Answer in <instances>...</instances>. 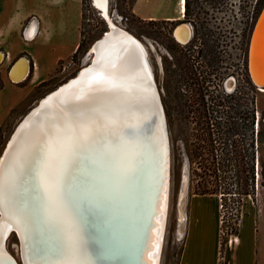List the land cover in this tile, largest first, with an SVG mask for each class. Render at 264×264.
<instances>
[{
  "label": "bare ground",
  "instance_id": "bare-ground-1",
  "mask_svg": "<svg viewBox=\"0 0 264 264\" xmlns=\"http://www.w3.org/2000/svg\"><path fill=\"white\" fill-rule=\"evenodd\" d=\"M94 3L105 13L107 0ZM109 25L90 68L23 118L2 155L0 264H19L5 248L12 234L22 264L159 263L169 153L158 91L143 45ZM263 60L264 13L249 54L258 84ZM30 63L10 80L25 81Z\"/></svg>",
  "mask_w": 264,
  "mask_h": 264
},
{
  "label": "rangeland",
  "instance_id": "rangeland-1",
  "mask_svg": "<svg viewBox=\"0 0 264 264\" xmlns=\"http://www.w3.org/2000/svg\"><path fill=\"white\" fill-rule=\"evenodd\" d=\"M179 1L161 0L158 7L164 11L174 7L181 17ZM138 2L107 0L104 13L94 0H84V7L81 0H0V53L3 54L0 61V162L23 118L48 93L67 83L90 63L92 55L89 49L108 31L111 20L143 45L162 104L169 143V179L158 264H177L193 196L186 145L190 141L189 131L195 128V123L193 127L190 122L196 120L193 115L182 111L188 84L182 77L180 58L183 53L194 51L192 61L196 66L203 64L202 71L209 73L211 83L207 88L214 96H228L236 90L255 95V115L260 118L264 114V88L253 87L255 92L252 93L247 90L245 80L248 76L249 40L264 0H188L189 14L184 8L182 19L175 21L143 19L135 11ZM148 3L149 0H141V7ZM35 17L42 22V30L38 32L36 29L34 40L29 41L25 29L37 20ZM21 18L27 19L18 28ZM180 23L189 24L191 28V38L186 44L177 42L173 36L176 25ZM80 31L88 44L72 60L80 42ZM191 43L195 45L193 50L186 51ZM205 43L219 45L218 59L212 67L214 70L208 69L209 62L205 65L204 58L198 56L197 51L205 48ZM18 57H26L31 62L29 75L20 83L13 82L8 76L11 63ZM261 155L264 162V149ZM257 177L255 200L246 197L243 202L250 206L248 212H253L256 217L260 246L264 251V177L260 166ZM184 191L186 205L182 208ZM5 248L22 264L20 241L16 234L7 239Z\"/></svg>",
  "mask_w": 264,
  "mask_h": 264
},
{
  "label": "trees",
  "instance_id": "trees-1",
  "mask_svg": "<svg viewBox=\"0 0 264 264\" xmlns=\"http://www.w3.org/2000/svg\"><path fill=\"white\" fill-rule=\"evenodd\" d=\"M81 1L84 7V0ZM184 7L188 13V0H185ZM86 44L80 31V42L72 60ZM194 46L191 43L186 51L193 50ZM218 48L215 43H205V48L197 51L199 58H204L205 65L209 62L208 69L214 70L212 67L218 59ZM192 53H183L180 58L182 77L188 84L182 111L196 119L190 122L192 125L195 123V128L189 131L190 141L186 145L191 164V190L193 195L220 198L222 252L228 236L238 232L244 199L256 198L259 166L264 177L261 155L264 149V114L256 117L255 95L249 96L248 91L236 90L228 96L211 94L207 88V84L211 83L209 73L202 71L203 64L195 65ZM246 78L247 90L254 93L255 86L248 76Z\"/></svg>",
  "mask_w": 264,
  "mask_h": 264
},
{
  "label": "crops",
  "instance_id": "crops-1",
  "mask_svg": "<svg viewBox=\"0 0 264 264\" xmlns=\"http://www.w3.org/2000/svg\"><path fill=\"white\" fill-rule=\"evenodd\" d=\"M160 1L149 0L145 7H141V0H139L135 11L145 20L175 21L182 19L174 7L168 11L161 10L158 7ZM181 3L182 0L179 1L178 6L180 14ZM25 19L27 18L19 20L18 28ZM35 19L38 22L37 31L41 32L42 22L37 17ZM30 27L31 23L27 25L25 31L27 32ZM242 208L238 232L228 236L227 243L221 252L220 198L193 195L177 264H264V251L260 246L256 217L253 212H248V209H251L250 206L244 205Z\"/></svg>",
  "mask_w": 264,
  "mask_h": 264
},
{
  "label": "water",
  "instance_id": "water-1",
  "mask_svg": "<svg viewBox=\"0 0 264 264\" xmlns=\"http://www.w3.org/2000/svg\"><path fill=\"white\" fill-rule=\"evenodd\" d=\"M263 13H264V5H263V7L261 8V11L259 12V14H258V17H257V19H256V21H255V23H254V26H253V28H252V32H251V38H250V42H249V47H248V55H247V57H248V61H247V73H248V77H249V79H250V81L252 82V84L256 87V88H264V82H261L260 84H258V83H256L255 81H254V79L252 78V76H251V71H250V65H249V54H250V49H251V43H252V39H253V36H254V33H255V31H256V28H257V26H258V23H259V21H260V19H261V17H262V15H263ZM179 28H184V29H186L188 32H189V30L191 31V28H190V26H189V24H186V23H181L180 25H177L176 27H175V29H174V31H173V36H174V34H175V32H176V30L177 29H179ZM111 32V27H110V25H108V31L107 32H105L104 34H103V36H102V38H100L99 40H97V41H95L92 45H91V47H90V49H89V53H91V60H90V63L89 64H87L86 66H84V67H82L80 70H79V72L77 73V75L75 76V77H73V78H71L67 83H65V84H63V85H61L58 89H56V90H54V91H52V92H50V93H48L40 102H39V104H41V103H44L43 101H45L46 99H48V97H50L51 95H53L54 93H56V92H58L60 89H63V88H65V87H68L69 85H70V83H73L75 80H77L78 78H80L81 77V75L86 71V70H88L89 68H90V66L92 65V63H93V59H94V57H95V51H96V49H97V46L99 45V43L103 40V39H105V37L109 34ZM175 38V37H174ZM176 39V38H175ZM176 41L177 42H179V43H181V44H186L188 41H189V37L187 38V40H186V42H181V41H179V40H177L176 39ZM26 58V57H25ZM24 57H20V58H18V60L13 64V66L10 68V70H9V74H8V76H12V72H13V70L15 69V67L20 63V62H25V60L26 61H28V59L26 58L25 59ZM264 61V60H263ZM27 63V62H26ZM28 66V65H27ZM28 76V75H27ZM25 78H26V76H25ZM24 78V79H25ZM11 79V78H10ZM155 90H156V92H157V87L155 86ZM157 97H158V103H159V105H160V108H161V114H162V119H163V126H164V130H165V136H166V144H167V148H168V153H169V143H168V135H167V128H166V122H165V117H164V112H163V108H162V104H161V101H160V97H159V94L157 93ZM39 104L36 106V107H34L26 116H25V118L24 119H26V117H28L30 114H32L33 113V111L35 110V109H37V107L39 106ZM22 120L21 122H20V124L16 127V129H15V131L13 132L14 134L17 132V130H18V127L19 126H21L24 122H25V120ZM13 134V135H14ZM12 138V137H11ZM10 141V140H9ZM169 155V154H168ZM139 255V254H138ZM6 261L7 262H9V264H16V263H13V261H12V258L11 257H9V256H7V258H6ZM98 263L99 264H104V262L102 263V262H100V261H98ZM138 264H142V262H140V261H138Z\"/></svg>",
  "mask_w": 264,
  "mask_h": 264
},
{
  "label": "flooded vegetation",
  "instance_id": "flooded-vegetation-1",
  "mask_svg": "<svg viewBox=\"0 0 264 264\" xmlns=\"http://www.w3.org/2000/svg\"><path fill=\"white\" fill-rule=\"evenodd\" d=\"M181 24V23H180ZM180 24H177V25H180ZM176 25V26H177ZM37 27H38V22H37V20H34V22L31 24V27L28 29V31H27V35H28V37H29V41H31V40H34V39H32L33 37H34V35L36 34V29H37ZM174 37L178 40V38L175 36V34H174ZM191 38V37H190ZM189 41H190V39H189ZM188 41V42H189ZM2 58H3V56L2 55H0V61L2 60ZM18 60V59H17ZM16 60V61H17ZM16 61H14V62H12L11 63V65H10V68L13 66V64L16 62ZM31 64V63H30ZM10 68H9V70H10ZM30 71H31V68H30ZM229 80H231V79H229ZM228 80V81H229ZM227 83V82H226ZM225 86H226V84H225ZM228 90V89H227Z\"/></svg>",
  "mask_w": 264,
  "mask_h": 264
},
{
  "label": "built area",
  "instance_id": "built-area-1",
  "mask_svg": "<svg viewBox=\"0 0 264 264\" xmlns=\"http://www.w3.org/2000/svg\"><path fill=\"white\" fill-rule=\"evenodd\" d=\"M183 16H184V4L181 5V17H183ZM221 209H222V205L220 203V211H221ZM219 218H220V223L222 224V222H223V215H220Z\"/></svg>",
  "mask_w": 264,
  "mask_h": 264
}]
</instances>
